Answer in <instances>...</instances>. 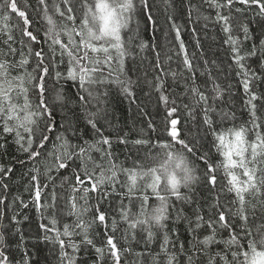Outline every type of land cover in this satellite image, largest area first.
I'll list each match as a JSON object with an SVG mask.
<instances>
[{
    "label": "snow or ice",
    "instance_id": "6c2138e0",
    "mask_svg": "<svg viewBox=\"0 0 264 264\" xmlns=\"http://www.w3.org/2000/svg\"><path fill=\"white\" fill-rule=\"evenodd\" d=\"M42 246L264 264V0H0V264Z\"/></svg>",
    "mask_w": 264,
    "mask_h": 264
},
{
    "label": "trees",
    "instance_id": "16d2710c",
    "mask_svg": "<svg viewBox=\"0 0 264 264\" xmlns=\"http://www.w3.org/2000/svg\"><path fill=\"white\" fill-rule=\"evenodd\" d=\"M160 21H161V24H163V17L162 16L160 17ZM143 27H144V24H143V21H142L141 22V28L143 29ZM142 35H144L145 38H148L149 34L148 33H142ZM211 36H212L211 32H209L207 34V36H205L203 32L201 33L202 44H203L204 48L206 49L207 56L210 57V58L213 56V54H214V52L216 50V45L213 43V41L211 39ZM157 37L159 39V42L163 45L165 43L163 35L160 32H158L157 33ZM184 39L189 44L190 50H192V37H191V34L188 33V32L184 33ZM113 104L116 107V115L117 116L121 117L122 119L129 117V113L127 111V109H128L127 102H122L120 100H114ZM148 108H149L150 112L155 113L156 109H155L154 105H149ZM131 118L132 119H137V120L141 119L140 117H138L136 115L135 108H133V111L131 113ZM157 119H159V117H157ZM19 174H20L19 171H17L16 176H14L13 180H12L13 191L14 192L18 190V188H17V186L15 184V181L19 177ZM19 190L22 191V188L19 189ZM30 216H31L30 221L25 222V224L23 225L25 230H35V228L37 226V218H36L35 214L34 213L30 214ZM33 258L34 259L38 258L39 259V264H54V255H53V253L50 252L48 248H45L43 246L41 247V250L38 253V257L34 253Z\"/></svg>",
    "mask_w": 264,
    "mask_h": 264
}]
</instances>
